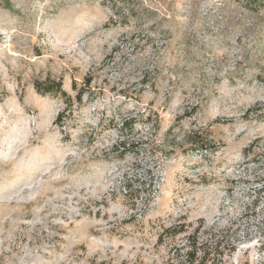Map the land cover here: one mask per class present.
<instances>
[{
	"label": "rangeland",
	"instance_id": "374dc122",
	"mask_svg": "<svg viewBox=\"0 0 264 264\" xmlns=\"http://www.w3.org/2000/svg\"><path fill=\"white\" fill-rule=\"evenodd\" d=\"M262 108L264 0H0V264H264Z\"/></svg>",
	"mask_w": 264,
	"mask_h": 264
},
{
	"label": "trees",
	"instance_id": "16d2710c",
	"mask_svg": "<svg viewBox=\"0 0 264 264\" xmlns=\"http://www.w3.org/2000/svg\"><path fill=\"white\" fill-rule=\"evenodd\" d=\"M249 3H258L259 0H248ZM139 44V43H138ZM91 81H86L85 85L89 84ZM36 90L38 93H40L43 96H52V97H58V96H64L66 98L67 106H70L73 104L74 101L79 102L80 104L83 102V92L84 89H78L77 84L73 83L72 89L76 92V96L72 97L71 95H68L63 91V82L57 79L48 78L45 82H36L35 83ZM67 110V107L59 113L56 123L61 124L63 117L65 115V111ZM261 118H264V109H261ZM125 123H123L124 125ZM199 150H205L213 152L214 148H212L209 144H207L205 141H202L198 143ZM264 180V179H263ZM131 198L138 197L139 195H135V191L131 190L127 192ZM264 197V182L260 184L258 193L255 196V203L260 202V200ZM184 231H177L174 234H180ZM199 232H195L188 236V244L187 247H181L179 248V253L181 250H186V264H209L213 259H211V255L213 254V251L206 248L205 244L200 243L199 241ZM226 264V262H224Z\"/></svg>",
	"mask_w": 264,
	"mask_h": 264
},
{
	"label": "bare ground",
	"instance_id": "6f19581e",
	"mask_svg": "<svg viewBox=\"0 0 264 264\" xmlns=\"http://www.w3.org/2000/svg\"><path fill=\"white\" fill-rule=\"evenodd\" d=\"M6 149H9V151L11 150V146H10V148H8V145L6 146Z\"/></svg>",
	"mask_w": 264,
	"mask_h": 264
}]
</instances>
